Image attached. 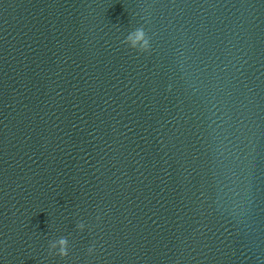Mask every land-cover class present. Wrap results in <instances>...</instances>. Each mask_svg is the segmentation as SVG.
Returning <instances> with one entry per match:
<instances>
[{
  "label": "clouds",
  "instance_id": "obj_1",
  "mask_svg": "<svg viewBox=\"0 0 264 264\" xmlns=\"http://www.w3.org/2000/svg\"><path fill=\"white\" fill-rule=\"evenodd\" d=\"M122 43L128 45L131 49H134L138 52H149L150 37H148L144 27H138L135 30L131 31L125 38ZM170 90V86H169ZM99 219V217H97ZM85 225L80 222L76 224V228L80 231L84 230ZM95 250V245L90 246L87 251L91 255ZM48 255H56L61 259L66 258L69 255V243L67 237H60L55 241L49 242Z\"/></svg>",
  "mask_w": 264,
  "mask_h": 264
}]
</instances>
